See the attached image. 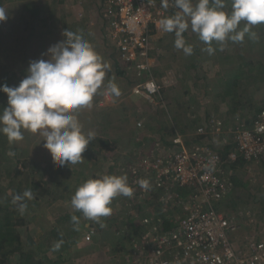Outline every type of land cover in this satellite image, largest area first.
I'll return each instance as SVG.
<instances>
[{"label": "trees", "instance_id": "1", "mask_svg": "<svg viewBox=\"0 0 264 264\" xmlns=\"http://www.w3.org/2000/svg\"><path fill=\"white\" fill-rule=\"evenodd\" d=\"M78 1L81 3L82 0H0V7L8 11V18L6 21L0 22V85L7 84L9 86L12 81L15 83V81L18 80V83L15 85L18 86L21 82L19 78L26 77L27 75L30 57L35 56L39 57L38 59H48L49 57L46 55L48 48L64 39L62 33L66 29L73 32H82L84 38L92 43L93 35L89 33L91 32L90 30H87L86 27L88 25L82 26V23L79 24V21H76L78 18L77 16H73L72 19L70 16L75 11H73V6H75ZM226 2L228 1L225 0V4ZM171 3L172 5L166 11L167 16L174 15L179 11L173 7V0H171ZM98 5L100 7L103 5V2H98ZM69 8L72 9L71 13H68ZM89 11L92 12V10H88V13ZM85 20L87 21L86 18ZM102 22V32L107 33L108 23L104 20H102ZM83 29L89 32H85ZM252 31L257 34L258 38H264V24L253 26ZM189 34L190 32L187 30L183 35L186 36ZM246 38L248 40L250 39L248 36H246L245 39ZM251 41H253V39ZM103 44L108 46L107 52H109V56L107 60L113 62L114 74L116 73L120 77L119 79H124V84L126 86L124 89H129L131 92L132 88L138 84L139 80H147L153 77L161 86L162 100L168 98L167 94L169 95V91L168 88H165V85L163 86L164 78L159 71L160 58L156 57L154 50L150 52L152 60H155L153 66L148 71L139 72L134 69V67H136L134 63L123 62L120 59L116 47L110 41ZM246 48L247 46L242 47L244 51H246ZM18 53L22 54V58L24 57L22 59V65H24L23 71L20 76L13 70L10 73L4 72L3 70L7 67L8 63H11L12 59H15L14 54ZM194 55L197 58L199 53L197 52ZM105 58L104 56V59ZM258 64L259 66H257ZM254 68L256 70H254ZM247 69L249 73L251 72L252 74H248L245 80H228L230 81L229 84L228 81H226L227 88L233 86V84L238 86L240 83H244V87L240 91V96L239 94L235 96L233 94L226 97V95L221 92L216 95V103L217 100L226 103V101L230 99L231 103L228 108V113H230V115L232 114L231 116H233L235 120V115L239 112L240 115L245 117L247 127L252 128L255 121L259 119V114L264 111V99L261 101L260 106H257L258 109L255 110L252 105L254 99H244V97L248 94V89L250 87H255L254 85L257 84L254 79L260 82L261 85L259 87L264 89V63L261 60L256 61L251 59ZM254 71L257 73L254 74ZM109 72L111 71L107 70V74ZM138 74H142V77L140 78ZM4 94L5 93L0 92V98ZM173 104H175V99L172 104L170 103V107L174 109L175 106ZM6 106L7 104L4 103L2 107L4 108ZM166 108L167 105L164 108L165 111L167 110ZM181 109L182 112L179 111ZM179 110L172 111V119H170L171 126L162 124L160 125V129L151 132L153 133L152 135L155 136L154 141L157 143L155 144L157 146L153 148V144L148 145L147 148L144 149L143 155L153 152L156 157L160 156V152L163 151V149L174 146L173 138L177 134L183 137L185 145H189V147L193 143H198L199 146H207V144L212 141L211 136L203 137L198 135V128L205 121L215 118L214 115H207L204 121L199 122L195 118L196 110H194L191 105L187 106L185 109L181 106ZM107 111L108 110L103 109L98 112L97 117L95 116L92 119L91 124L84 126V131H92L95 133L94 140L89 144L98 142L104 145L106 149L108 148L107 151L114 152L118 143L114 142L116 143L115 146L109 148V141L102 139L98 133V135L96 134L100 129L99 126L103 127L102 132H104L105 135L108 136L110 133L107 131L108 127L111 126L115 120L109 118V116L113 114H108ZM126 116H128V114H126ZM156 116L157 114L155 112L152 113L148 120L146 119V121H143L142 126H137L139 130L145 131L151 129V126L154 125L152 119L157 118ZM77 118L79 119V116ZM79 121L83 125L86 122L80 119ZM139 122L140 121H138V123ZM150 122H152V125H150ZM238 123L239 122H236L234 125ZM22 131L24 139L11 143L6 135L0 133V264H64V262H70L69 259L72 258L71 253L79 255L82 252H87L90 248L85 247H87V245H92V242L88 243L85 240L84 234L86 229L94 232L96 237L95 241H98L99 238L103 236V243L106 247L109 245L108 241L109 238H111L110 236L116 238L117 244H115L114 247H109L110 254L115 255L116 253L125 252V247L130 248L133 254L140 246L141 239L143 238L142 236L148 232V229L143 225L144 219L147 217L154 219V221L152 220L154 225L158 227L162 226L169 231L178 226V222L182 219L181 216L183 215V210L186 205L201 203L202 193L200 192V188L192 184L185 186L176 184L172 189H166L165 187L157 189L152 196H150L149 193L145 194L143 189H140L138 185L133 187V185L129 184L134 189L133 196L130 198L122 195L117 196L113 199L110 207L112 210L115 209L118 202L122 200L127 202L130 208L133 207L136 209L139 216H135L136 214H128L129 216L127 215L123 221H119L118 218L112 220L102 217V222L105 225L103 228L100 227L98 223L91 220H87L88 222L83 224V221H81L82 212L72 208L70 209L69 207L62 208V210L59 208V212L57 210L55 211L51 206L52 202L45 197V190L43 193L40 191V189L45 188L46 184V180L41 176L42 173L45 172L42 167L45 164L42 162L38 163L37 160L34 159L35 155L33 152L34 141L39 138V136L36 137V133H32L29 130L22 129ZM136 134H138V131ZM40 138L43 140L42 136H40ZM143 141L144 140H142V142ZM209 145L220 155L222 161L228 160L229 153L233 151V148L223 151L218 145L212 143ZM88 147L89 145L86 150H88ZM35 151H37L36 148ZM9 152L14 153V155H9ZM115 157L121 158V156L116 154L114 158ZM120 158H117L116 161H119ZM78 164L60 167L52 162L51 167L55 177L59 176V179L60 177L67 179L69 172ZM246 164L247 162L240 156L236 162H228L226 165L224 164L220 167L224 172V176L227 178V182H229L228 184H230V188L228 193L221 200L212 203L216 210L230 216L233 214L227 212V209H230L229 206L233 203L232 201L241 194H245L246 199L243 203L246 205V210L249 212V215L255 211H261L260 215L257 217L255 216L257 221L256 225H254L256 227L255 229L257 231H264V188H260L257 193L252 191L253 188L250 187V182L246 179L248 173H241L240 171ZM260 166H264V162H261ZM128 167L133 169L132 164L126 163V168ZM113 169L114 165L111 164L109 172H102L101 176L113 175ZM58 171L60 173L57 174ZM79 174H81V170ZM89 178L95 179V175L86 177L83 182L73 183V185H69L68 187V184L66 185L67 181L66 183L59 182L58 186L60 188L63 187L61 193L64 194L65 199L68 200L72 198L77 188ZM130 183H132V181ZM29 188L33 190L35 198L27 201L28 208L25 213L21 215L16 210V205L13 204V197L17 194H22ZM153 189L156 188L152 183L149 186V190ZM48 206H51V208L47 209ZM73 215L79 218L78 225L72 222L71 217ZM47 216H50L51 219L49 218L50 220H47L46 226H49L45 228L43 220L47 219ZM248 222L250 224L244 226V221L241 220L243 228L250 234L252 232L251 218L248 219ZM112 231H115V234L112 233ZM58 241H63V243L58 251L53 252V247ZM92 248L94 249L96 247L92 246ZM104 256V252L100 251L96 259H101Z\"/></svg>", "mask_w": 264, "mask_h": 264}, {"label": "rangeland", "instance_id": "2", "mask_svg": "<svg viewBox=\"0 0 264 264\" xmlns=\"http://www.w3.org/2000/svg\"><path fill=\"white\" fill-rule=\"evenodd\" d=\"M85 1L87 0H82L81 3L78 1L76 5L73 6V11H75L70 15L71 19L73 16H77L78 18L76 21H79V24L82 23V26L88 25L86 28L91 32L84 29L83 31L94 35L92 36V44L98 54L102 57L103 62L108 65V68L106 69L104 83L101 89L98 90V94L94 96L92 104L89 107L80 109L77 113H75V115L77 117L79 116L81 121H86V124L83 122V126H88L91 124L92 119L95 116L97 117L98 112L103 109L108 110V114H113L110 115L109 118L115 120L114 123L108 127L107 131L110 133L108 136L105 135V133L102 132L103 127L99 126L100 129L98 132H96V134L98 133L102 139L109 141V148H112L111 146H115L116 143L114 142H117L118 146L114 152H110L107 151L108 148L106 149L104 145H101L98 142L89 144L88 150L82 154L85 160L73 167L74 169L69 172L67 179L63 177H60L59 179V176L55 177V174L53 173L54 171L51 167L52 161H50L52 160V157L50 152L44 148V141H42L40 138L41 135L39 133L35 134V136H39V138L35 139L34 141V159L37 160L38 163L42 162L45 164L42 166L45 172H43L41 176H43V179L46 180V184L45 188L40 189V191L43 193L45 190V197L50 202H52L51 206L55 209V211L57 210L58 212L59 208L60 210L65 207L74 209L71 206V199H65L64 194L61 193V189H63V187L60 188L58 186L59 182L66 183L67 181L66 185L68 184V187L69 185H73V183L83 182L84 178L90 177L92 175H95V178H100L102 177V172H109L111 164L114 165L113 175L126 174L128 176V181H132V183H128L133 185V187L138 185L141 188L139 184L141 179H148L150 181L149 183H154L153 180H151L154 177L151 172H148V176H143V168H141V165L144 161H151L155 155L153 152L143 155V151L148 145L153 144V148L157 146L155 145L157 143L154 141L155 136L152 135L153 133L151 132L160 129V125L162 124H165V126H171L170 119H172V111L179 110L181 106L185 109L187 106L191 105L193 109L196 110L195 118L199 122L204 121L207 115H214L216 118L228 119L230 122L234 123L240 122L244 118H242L243 116L240 115L239 112L235 115V120L233 119L234 117L231 116L232 114L230 115V113H228L231 100L228 99L226 103L222 102L221 100H217L216 103V95L223 92L226 97L233 94L234 96L237 94L240 96V91L243 89L244 83H240L238 86L233 84V86H229L227 88L226 81L245 80L248 77V74L250 75L251 73H249L247 69L251 59L256 61L261 60L264 63V38L257 37L256 39H253V41H251L252 39L248 40L246 38L244 39L243 43L227 41L224 44L222 51L220 50V45L214 41L212 46L214 47L215 51L210 55L205 50L207 45L201 42L198 38V35L192 32L191 28H189L188 31L190 34L184 36V38L186 43L193 47V53L191 55H185L182 49H177L174 46V41L176 39L175 34L167 33L165 38L157 37L155 42L152 41L150 52L151 50H154L156 57H159L161 60H159V71L164 78L163 86L165 85V88H168V98L164 99L162 102H154L149 100L147 97H134L132 96V93L129 89H124L126 88L124 79H119L120 77L116 73L114 74L113 62L107 60V57L109 56V52H107L108 46L101 42V31L97 21H89L90 18H88V16L90 15L87 9L90 8V10H93L96 4L94 2H96V0H88L87 3H84ZM227 1L226 11H230L232 0ZM195 2L196 0L193 1V3ZM71 12L72 9L69 8L68 13ZM85 18L88 22L85 20ZM160 29L162 30V27ZM243 46H247L246 51L242 49ZM157 47L158 50L155 49ZM197 52L199 55L196 58L194 54ZM104 56L106 57L105 59ZM119 57L123 61L120 55ZM14 58L15 59H12L11 61L12 64L8 63L7 67L3 71L10 73L13 70L18 76H20L23 71L24 65H22V59L24 57L22 58V54L18 53L14 54ZM38 58L39 57L32 56L30 57L29 61L31 62L38 60ZM257 66H259V64ZM134 69H136V67H134ZM256 69L254 68V70ZM107 70L111 72L107 74ZM256 73L257 72L254 71V74ZM139 76L141 78L142 74ZM24 78L25 77H20L19 80L22 81ZM109 80L115 82L120 88L121 95L119 97H115L106 92L105 86ZM254 80L257 84L254 85L255 87H250L248 89V94H246L244 99L253 98L254 103L252 105L256 110L258 109L257 106H260L261 101L264 99V89L259 87L261 85L260 82H258L256 79ZM230 81H228V84ZM17 83L18 80L15 81V83L12 81L9 86H15ZM7 99L8 98L6 94L2 95L0 98V109L3 108L2 106L4 103L7 104ZM174 99L175 104L173 105L175 108L173 109L170 107V103L172 104ZM166 105L167 110L165 111L164 108ZM179 111L182 112V109ZM154 112L157 114V118L152 119V122L154 121V125H152V122H150V125H152L151 129L140 131L138 128L140 126L136 125L138 124V121H146V119L148 120L151 114ZM126 114H128V116H126ZM136 130L138 131V134H136ZM142 140L144 141L142 142ZM35 148L37 151H35ZM171 151L172 149L168 148L161 151L160 155L167 156L169 154L168 152ZM115 154L121 156V158H114ZM117 158H120V160L116 161ZM126 163L132 164L133 169L130 167L126 168ZM80 170L81 174H79ZM240 171L241 173H248V177H246V179L248 182H250V187L253 188L252 191L254 193H257L260 188H264V166L247 162L245 167L240 169ZM58 173L60 172L58 171L57 174ZM245 199V194H241L239 197L235 198L232 201L233 203H231V206H229L230 209H227V212L230 214L234 212L236 214L244 212L245 215L248 212L246 210V205L243 203ZM51 206H48L47 209H50ZM128 214H136L135 216H139L136 209L133 207L130 208V205L127 204V202L120 200L115 209L112 210V214L104 218H110L112 220L118 218L119 221H123ZM260 214L261 211H255L251 214V233L253 235H257L258 238H260V235H264V231H257L255 229L256 227L254 226L257 223L256 217ZM46 218L47 219L43 220V225L45 228L49 226H46L47 220L49 221L51 219L50 216H47ZM81 218L83 224L88 222L87 219L84 218L83 214ZM249 224L246 223V225ZM112 233L115 234V231H112ZM110 237L111 238H109L108 247L104 246L103 236H101L98 241H95V237L91 241L92 245H87V247H85L90 248L89 251L82 252L79 255L71 253L72 258L69 259L70 262H64V264H95L98 262H100L99 264H105V262H108V264H123L125 262H131L132 251L130 248L125 247V252L116 253L115 255L109 253V247H114L115 244H117L116 238H113L112 236ZM92 246H95L96 248L93 249ZM100 251L104 252L105 256L101 259H96Z\"/></svg>", "mask_w": 264, "mask_h": 264}, {"label": "clouds", "instance_id": "3", "mask_svg": "<svg viewBox=\"0 0 264 264\" xmlns=\"http://www.w3.org/2000/svg\"><path fill=\"white\" fill-rule=\"evenodd\" d=\"M97 1L102 3L101 0ZM161 7L168 9L169 0H161ZM173 7L179 11L162 18L159 24L164 32L175 34L174 46L182 49L185 55L193 53V47L186 43L183 35L189 28L207 45L205 50L211 55L215 51L212 46L214 41L222 51L227 41L243 43L246 36L256 39L253 26L264 24V0H232L230 11H225V0H196L195 3L193 0H173ZM7 13L5 8L0 7V22L6 21ZM89 15L90 22L96 20L99 25L101 42L110 41L113 44L109 35L102 32L103 18L99 5ZM62 36L63 40L48 48V59L29 63L27 75L18 86L0 85V92L5 93L8 98L7 106L0 110V133L6 135L10 143L24 139L22 129L39 133L43 137L44 148L51 154L52 162L60 167L85 160L82 153L94 140L95 133L85 132L75 113L92 104L94 96L104 83L108 68L82 32L66 29ZM105 90L115 97L121 95L120 88L111 80ZM131 93L134 97L139 96L133 94V88ZM162 101L160 90V99L156 102ZM9 155L14 153L9 152ZM139 184L144 189L149 188L148 180L141 179ZM133 194L134 189L129 185L126 174L104 175L89 178L82 183L71 198V206L82 212L84 218L103 228L105 225L101 218L112 214L110 205L113 199L120 195L130 198ZM34 198V192L29 188L22 194L15 195L13 204L23 215L28 208L27 201ZM251 216L247 212L241 219L244 226L249 224L247 219ZM71 220L74 224H79L77 216L73 215ZM91 231L85 232V240ZM94 238L93 234L92 240ZM62 243L63 241H58L53 250L58 251Z\"/></svg>", "mask_w": 264, "mask_h": 264}, {"label": "built area", "instance_id": "4", "mask_svg": "<svg viewBox=\"0 0 264 264\" xmlns=\"http://www.w3.org/2000/svg\"><path fill=\"white\" fill-rule=\"evenodd\" d=\"M101 1L107 34L123 61L134 63L139 72L148 71L154 64L150 55L153 37L161 30L159 21L167 16L161 0ZM160 90L161 86L150 77L139 80L133 94L155 102L160 99ZM243 118L237 125L228 119L207 120L198 128V135L212 137L207 146L193 143L189 147L177 134L167 156H154L142 163L143 176L151 172L154 177L150 179L156 188L147 191L141 187L145 194L152 196L157 189L192 184L200 188L202 200L200 204L186 205L178 226L169 231L154 225V219H144L148 232L127 264H264V235L258 238L247 233L241 223L242 212L229 216L216 210L212 203L221 200L230 188L221 166L236 162L240 156L245 162H264V111L252 128L247 127ZM142 124L140 121L138 126ZM211 143L223 151L233 148L229 159L222 161ZM93 234L89 232L86 240H92Z\"/></svg>", "mask_w": 264, "mask_h": 264}, {"label": "crops", "instance_id": "5", "mask_svg": "<svg viewBox=\"0 0 264 264\" xmlns=\"http://www.w3.org/2000/svg\"><path fill=\"white\" fill-rule=\"evenodd\" d=\"M88 2V0L87 1H85L84 3H87ZM94 3H96L95 4V8H97L98 7V1L96 0V2H94ZM95 8L92 10V12L95 10ZM87 10H90V8H88ZM89 12H91V11H89ZM167 32H164L163 30H160V31H158V33L157 34H155V36L153 37V42H155V40L157 39V37L158 38H160V37H163V38H165L167 35ZM156 47V46H155ZM161 48V47H160ZM157 50H158V47H157ZM154 62H155V60H154Z\"/></svg>", "mask_w": 264, "mask_h": 264}]
</instances>
